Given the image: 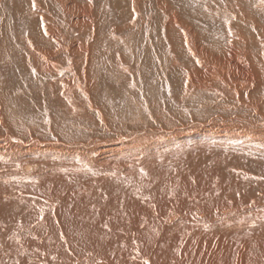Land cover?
Listing matches in <instances>:
<instances>
[{
  "label": "rangeland",
  "instance_id": "rangeland-1",
  "mask_svg": "<svg viewBox=\"0 0 264 264\" xmlns=\"http://www.w3.org/2000/svg\"><path fill=\"white\" fill-rule=\"evenodd\" d=\"M41 15L60 40L47 41L49 54L29 24ZM0 37L7 108L59 147L39 156L55 210L42 260L24 264H89V251L117 264H194L185 247L205 258L199 236L224 248L219 264H264L261 210L242 211L250 226L198 216L264 199V0H0ZM24 39L42 60L31 71ZM63 210L72 221L49 225ZM228 231L248 236L252 261L233 258Z\"/></svg>",
  "mask_w": 264,
  "mask_h": 264
},
{
  "label": "bare ground",
  "instance_id": "bare-ground-1",
  "mask_svg": "<svg viewBox=\"0 0 264 264\" xmlns=\"http://www.w3.org/2000/svg\"><path fill=\"white\" fill-rule=\"evenodd\" d=\"M34 1V0H32ZM36 1V0H35ZM61 1V0H60ZM138 1V0H137ZM90 2V1H89ZM33 3V2H32ZM237 3V2H236ZM235 3V4H236ZM31 4V2H30ZM33 6H30L31 12L36 15L37 12L33 10H38L37 2L35 4H32ZM240 5V4H239ZM133 7V6H132ZM80 10V9H79ZM233 10V9H232ZM43 13V12H42ZM226 14V12H224ZM239 14V13H238ZM40 17H44L42 20H37L39 17H35L34 19L36 22H30V26L33 27V29L36 31V34L39 33V38H43L42 42L45 45L44 51L48 53V49L50 46L49 41L51 37H53L54 41L57 43V41L60 42L58 35L56 34V31L54 30V33L51 29H43V25L50 28L49 23H46L45 15H41ZM240 17V16H239ZM8 18V17H7ZM33 18V17H32ZM7 22V21H5ZM7 26L9 23H5ZM2 26V25H1ZM7 28V27H5ZM9 28V27H8ZM52 28V27H51ZM246 29V28H244ZM33 30V31H34ZM34 31V32H35ZM240 31V30H239ZM6 32V33H5ZM38 32V33H37ZM5 35H7V29L4 30ZM9 33V32H8ZM228 34L232 37L233 33L230 28H228ZM241 35V32L240 34ZM32 36V35H30ZM243 36V35H242ZM241 36V37H242ZM247 37V36H246ZM253 43L257 44L258 38L257 36L253 35ZM1 38V37H0ZM4 39V38H3ZM17 39V38H16ZM2 40V38H1ZM18 40V39H17ZM27 41L28 39H24ZM7 41V40H6ZM20 41V40H18ZM31 41V40H30ZM8 42V41H7ZM89 42V41H88ZM196 42V41H195ZM194 42V43H195ZM25 44V48L22 49V61L26 64V68L31 71L33 69L31 64L33 61L35 64L41 63L42 60L39 58V55L36 53H31V56H28L24 52L25 49L30 47V43L28 44V41ZM190 45V41L188 42ZM9 44V43H8ZM199 44V43H198ZM86 47V46H84ZM190 47H194V45H191ZM230 47V46H229ZM233 47V46H232ZM22 48V47H21ZM81 48V46H80ZM242 48V47H241ZM4 50L3 48H1ZM191 49V48H190ZM243 49V48H242ZM6 50V49H5ZM4 50V51H5ZM29 52L31 49H27ZM26 50V51H27ZM59 45L57 44V48L53 51V55L57 56V53L59 51ZM66 50V49H65ZM64 50V51H65ZM68 50V49H67ZM228 50V49H227ZM27 51V52H28ZM62 51V49H61ZM204 52V51H203ZM205 53V52H204ZM228 53V52H227ZM256 53V52H255ZM49 54V53H48ZM61 54V53H60ZM257 54V53H256ZM264 55V54H263ZM191 56V55H190ZM198 56V55H197ZM195 53V57L198 58ZM10 57V56H9ZM192 57V56H191ZM193 58V57H192ZM200 58V57H199ZM2 59V58H1ZM15 61V60H14ZM206 61V60H205ZM226 61V60H225ZM46 62V60L44 61ZM6 63V62H5ZM222 63V62H220ZM224 63V62H223ZM11 65V64H10ZM190 65V64H189ZM188 66V65H187ZM193 66V65H191ZM42 67V66H41ZM190 67V66H188ZM187 67V68H188ZM2 69V68H1ZM5 69V68H4ZM42 69V68H41ZM196 69V68H195ZM194 69V70H195ZM55 70V69H54ZM57 70V69H56ZM182 70V69H181ZM186 70V69H185ZM1 71V70H0ZM42 71H46L44 68ZM4 73V72H3ZM252 73V72H251ZM52 74V73H51ZM57 75V73H55ZM51 76V75H50ZM192 77V76H191ZM191 80V79H190ZM36 81V80H35ZM63 81V80H62ZM66 81V79H65ZM71 81V80H70ZM194 82V81H193ZM53 83V82H52ZM55 83H58L56 85H59V80ZM254 83V82H253ZM4 81L1 79L0 75V248L1 247H7L9 244L12 246L9 251H5L4 249L0 250V264H24L28 262V257L33 256L38 257L35 258L36 262H40L42 260V252H43V243H42V237H43V228L45 225V215L46 211L49 212L52 210H55L53 208H46V204H51L47 198H45V193L42 188L43 180H45V168L42 166L40 162L39 156L42 155V152H44L48 148H59L58 145L56 146L55 142L52 140H48L49 138L43 137L41 134L26 130L27 124L26 122H22V120H17L15 118L9 108H7V94H5L6 88L5 85L3 86ZM49 84V83H48ZM51 84V83H50ZM187 84V83H186ZM242 84V83H241ZM261 85V84H260ZM7 86V85H6ZM52 86V85H51ZM67 86V85H66ZM18 87V86H17ZM50 87V86H47ZM55 87V86H54ZM240 87V86H239ZM251 87V86H250ZM264 87V86H263ZM27 88V87H25ZM60 88V87H59ZM262 88V87H260ZM16 89V88H15ZM24 89V88H22ZM50 89V88H49ZM56 89V88H53ZM68 89V88H67ZM244 89V88H243ZM52 90V89H51ZM57 90V89H56ZM59 90V89H58ZM235 90V89H234ZM241 90V89H240ZM249 90V89H247ZM251 90V89H250ZM18 91V90H17ZM27 91V90H26ZM53 91V90H52ZM19 92V91H18ZM21 92V91H20ZM238 92V91H237ZM246 92V91H245ZM264 92V91H263ZM23 93V92H22ZM49 93V92H48ZM62 93V92H61ZM252 93V92H251ZM243 94V93H242ZM253 94V93H252ZM25 95V94H24ZM63 95V94H62ZM61 95V96H62ZM67 95V94H66ZM251 95V94H249ZM248 95V96H249ZM17 96V95H16ZM65 96V95H64ZM255 96V95H254ZM21 97V95H20ZM60 97V96H59ZM58 97V98H59ZM234 97V96H233ZM245 97V96H244ZM68 98V97H67ZM264 98V97H263ZM10 99V98H9ZM29 99V98H28ZM57 99V98H56ZM61 99V98H60ZM64 99V98H63ZM234 99V98H232ZM254 99V98H253ZM239 101L238 99H236ZM256 100V99H255ZM64 101V100H63ZM69 101V100H67ZM66 101V102H67ZM37 102V100H36ZM233 102V101H232ZM235 104V103H233ZM23 105V104H21ZM250 105V104H249ZM10 107V106H8ZM235 107V106H234ZM12 108V107H11ZM22 109V106L20 107ZM65 109V108H64ZM67 109V108H66ZM20 110V109H19ZM256 110V109H255ZM16 111V110H15ZM14 112V111H13ZM17 112V111H16ZM16 112H14L16 114ZM217 120V119H216ZM253 122V121H251ZM250 122V123H251ZM243 123V122H242ZM248 120H245V124H250ZM264 124V123H263ZM252 125V123H251ZM40 126V125H39ZM249 126V125H248ZM253 126V125H252ZM36 129V128H35ZM32 130V129H31ZM33 132V133H32ZM197 135V134H196ZM58 144V143H57ZM66 144H62L60 146H63ZM112 146V145H111ZM202 148V147H201ZM78 149V148H77ZM74 149H72L73 152ZM87 153H85V156ZM45 160V159H44ZM49 161V160H48ZM45 162V161H44ZM43 162V163H44ZM46 163V162H45ZM51 164V163H50ZM47 165V164H46ZM207 171V170H206ZM47 173V172H46ZM217 174V173H216ZM213 177V176H211ZM186 181V180H185ZM193 182V181H192ZM209 182V181H208ZM211 182V181H210ZM195 183V182H194ZM183 184V182H182ZM197 184V183H196ZM208 185V184H207ZM197 186V185H196ZM195 186V187H196ZM193 185V189L195 188ZM202 187V186H201ZM198 188V187H197ZM199 191V189H198ZM197 192V191H195ZM198 194V193H197ZM201 194V193H200ZM196 195V194H194ZM261 198H264V195H260ZM63 198V197H62ZM258 198V197H257ZM262 198V199H263ZM216 201V200H215ZM256 201V200H255ZM15 203V204H14ZM152 203V202H151ZM214 203V202H213ZM252 203V202H251ZM250 207L248 205H245L243 203H234L233 206L237 208V214H234V210L232 209V206L224 207L222 208V211L225 212V215H219L213 210L211 212V208L206 209L204 212H198L197 208H195L198 212V216H201L202 218H209L213 224L216 225H229L232 224L234 226L239 225H251V221L244 218L242 211H248L249 215H252L253 210H261V212L264 214V199L259 200L255 202V204H251ZM219 203H215L217 205ZM46 205V206H45ZM50 207V205H48ZM218 206V205H217ZM52 207V205H51ZM71 207V206H70ZM77 207V206H76ZM58 208V207H57ZM189 208V207H188ZM61 210V209H60ZM156 210V209H155ZM186 212H190V210H185ZM54 212V211H53ZM52 212V213H53ZM101 212V211H100ZM142 212V211H141ZM165 212V211H164ZM163 212V213H164ZM50 212V215L52 214ZM104 213V212H103ZM147 213V212H146ZM212 213V215H209ZM55 218L49 217V225L56 224L57 222L55 219L58 217L60 218V223L64 224L65 222H69L70 219L72 221V217L70 214L68 215L65 210H63V213H58ZM169 214V213H168ZM110 215V214H109ZM141 215V214H140ZM166 215V214H165ZM98 216V215H97ZM111 216V215H110ZM137 216V215H136ZM147 216V215H145ZM171 216V217H170ZM169 217L170 221L174 220V215L171 214ZM96 217V216H95ZM104 217V216H103ZM117 217V216H116ZM135 217V216H134ZM148 217V216H147ZM160 217V216H158ZM168 217V216H166ZM192 217V218H191ZM107 218V217H106ZM47 219V218H46ZM111 219V218H110ZM140 219V218H139ZM186 219L190 222H196L195 216H189L186 217ZM242 219V220H241ZM241 222H240V221ZM108 221V220H107ZM239 221L238 223H236ZM95 222V221H94ZM113 222V221H112ZM122 222V221H121ZM148 222V221H147ZM161 222V221H160ZM59 223V222H58ZM101 223V222H100ZM98 223V224H100ZM156 227L157 224L153 221ZM165 223V222H164ZM169 224V222H167ZM166 223V224H167ZM172 223V222H171ZM115 224V223H113ZM125 224V223H124ZM164 224L163 226H166ZM167 224V225H168ZM30 225L35 226L34 230V237H30L28 233H26V230H28V227ZM48 225V224H47ZM116 225V224H115ZM170 225V224H169ZM168 225V226H169ZM66 226V225H64ZM137 226V225H136ZM154 226V225H153ZM162 226V225H161ZM167 226V228H168ZM48 228V227H47ZM107 228V227H106ZM49 229V228H48ZM64 229V228H63ZM113 229V228H112ZM31 230V229H30ZM52 230V229H51ZM66 230V228H65ZM169 229L168 231H170ZM43 231V232H42ZM47 231V230H46ZM32 232V230H31ZM94 232V231H93ZM106 232V231H105ZM115 232V231H114ZM229 232V242L234 249L232 251L233 258L240 259V257H245V261L249 262L252 261V256L249 253L250 248L247 246L250 244V239L247 235L238 236L235 231H228ZM64 233V232H63ZM95 233V232H94ZM108 233V232H107ZM120 233V232H119ZM53 234V233H52ZM102 234V233H101ZM100 234V235H101ZM109 234V233H108ZM112 234V233H111ZM59 235V234H57ZM119 235V234H118ZM93 235L89 234V247L92 246V243L94 240L90 241ZM102 236V235H101ZM113 236V235H112ZM231 237V238H230ZM98 238V237H97ZM104 238V237H103ZM130 238V237H129ZM177 239V237H174ZM233 238V240H232ZM108 239V238H107ZM213 239V237L211 238ZM88 240V239H87ZM115 240V239H114ZM120 240V239H119ZM196 241L202 242L199 245L202 246L200 250H203L204 252L207 250L208 253L206 256L204 255V252L202 255L205 256L202 257L200 254H197L198 251H195V246H186V249L192 250V253H186V259L192 258L194 264H199L200 262H204V264H215L214 261H217V264L220 263L221 257L227 256V254L224 252V248L215 244L212 241H209L207 239H203V237H198V239H195ZM96 241V240H95ZM99 241V240H98ZM177 241V240H176ZM245 241V246L242 247L241 243ZM13 242V243H12ZM16 242V243H15ZM226 242V241H221ZM103 243V242H102ZM106 243V242H105ZM111 243V242H110ZM178 244V243H177ZM78 245V244H77ZM76 246V245H75ZM88 246V245H87ZM207 246V248L205 247ZM96 247V246H95ZM172 247V246H171ZM177 247V246H176ZM107 248V246H106ZM110 248V247H109ZM240 248H247L246 250L240 252ZM112 249V248H111ZM182 249V248H180ZM75 250V249H74ZM107 250V249H106ZM110 250V249H109ZM176 250V249H174ZM94 251V250H93ZM220 251V252H219ZM99 252V251H97ZM89 251V264H117L115 259L112 257L111 259L107 257V254L105 253H97ZM104 252V251H103ZM111 252V251H110ZM178 252V248H177ZM201 252V251H199ZM69 253V252H68ZM62 254V253H61ZM182 254V253H181ZM69 255V254H68ZM113 255V254H112ZM182 256V255H181ZM66 257V256H65ZM68 256L67 258H69ZM120 257V256H119ZM160 260L163 262H159L158 264H166L165 261L167 257L161 256ZM164 257V258H163ZM239 257V258H238ZM62 258V257H61ZM121 258V257H120ZM195 258V259H194ZM66 259V258H65ZM67 260V259H66ZM70 260L71 257H70ZM69 260V261H70ZM68 261V262H69ZM73 261V260H72ZM35 262V263H36ZM226 264H229V259H225ZM70 263V262H69ZM189 263V262H188ZM188 263H182V264H188ZM75 264V263H73ZM120 264V263H118ZM190 264V263H189Z\"/></svg>",
  "mask_w": 264,
  "mask_h": 264
}]
</instances>
